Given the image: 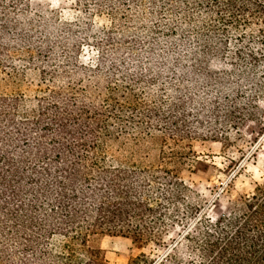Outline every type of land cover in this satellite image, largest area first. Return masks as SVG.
Returning <instances> with one entry per match:
<instances>
[{
    "label": "rangeland",
    "instance_id": "obj_1",
    "mask_svg": "<svg viewBox=\"0 0 264 264\" xmlns=\"http://www.w3.org/2000/svg\"><path fill=\"white\" fill-rule=\"evenodd\" d=\"M217 3L0 0V96L24 97L28 111L53 93L82 97L112 112L97 143L109 165L183 185L180 226L160 245L95 235L102 264L167 253L166 264H189L185 241L169 247L187 225L222 220L264 185V24L222 23ZM65 242L46 246L64 253Z\"/></svg>",
    "mask_w": 264,
    "mask_h": 264
},
{
    "label": "trees",
    "instance_id": "obj_2",
    "mask_svg": "<svg viewBox=\"0 0 264 264\" xmlns=\"http://www.w3.org/2000/svg\"><path fill=\"white\" fill-rule=\"evenodd\" d=\"M220 9L222 23L264 24V1L225 0ZM26 102L0 96V264H102L88 246L95 235L160 245L181 225L183 185L163 170L142 177L109 165L97 151L98 130H106L112 112L62 92L38 99L35 111ZM186 228L169 247L173 252L185 241L189 264H264V185L240 197L222 220L201 218ZM54 238L66 240L64 253L46 246ZM169 254L152 262L141 255L129 264H166Z\"/></svg>",
    "mask_w": 264,
    "mask_h": 264
}]
</instances>
